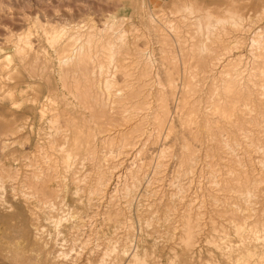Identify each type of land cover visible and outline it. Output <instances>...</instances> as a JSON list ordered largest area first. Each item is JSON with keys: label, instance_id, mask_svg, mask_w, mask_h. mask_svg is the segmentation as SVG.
<instances>
[{"label": "rangeland", "instance_id": "1", "mask_svg": "<svg viewBox=\"0 0 264 264\" xmlns=\"http://www.w3.org/2000/svg\"><path fill=\"white\" fill-rule=\"evenodd\" d=\"M11 215L0 264H264V0H0Z\"/></svg>", "mask_w": 264, "mask_h": 264}, {"label": "bare ground", "instance_id": "2", "mask_svg": "<svg viewBox=\"0 0 264 264\" xmlns=\"http://www.w3.org/2000/svg\"><path fill=\"white\" fill-rule=\"evenodd\" d=\"M251 14V13H250ZM211 16V15H210ZM212 17V16H211ZM216 19V18H215ZM214 20V19H213ZM244 25V24H243ZM41 27V26H40ZM52 27V26H51ZM54 27V26H53ZM77 27V29L79 28V25H77L76 26ZM44 28V27H43ZM198 28V27H197ZM69 29V28H68ZM46 30V29H45ZM76 30V29H75ZM65 31V30H64ZM46 32V31H45ZM44 32V33H45ZM59 32L61 33V34H59ZM56 31L55 33H53L54 35H52L53 37H52V42L54 43H56V41L58 40V39H60L62 36V32L61 31ZM242 32V31H241ZM47 34V33H46ZM45 34V35H46ZM26 37V36H25ZM30 37V36H29ZM24 38V37H23ZM22 37L20 38V40H18L19 42H22L21 40H24ZM28 38V37H27ZM26 38V39H27ZM46 38V37H45ZM29 39V38H28ZM66 39V38H65ZM69 39V38H68ZM208 41V40H207ZM19 42H18V44L14 47V51H15V53L17 52V54L19 53V54H21V52H22V50H23V48H22V50H21V48H20V44H22V43H20L19 44ZM25 42V41H24ZM26 43H29L28 41H26ZM48 44H49V42H48ZM68 44V43H67ZM66 44V45H67ZM26 45V44H25ZM28 46L30 45V44H27ZM55 45V44H54ZM254 45V44H253ZM42 46V45H41ZM72 46V45H71ZM22 47V46H21ZM26 47V46H25ZM49 47V46H48ZM51 47V46H50ZM54 47V46H53ZM25 49V48H24ZM28 49V48H27ZM44 49V48H43ZM25 51H27V50H25ZM43 51V50H42ZM69 51V50H68ZM47 53V52H46ZM67 53V52H66ZM69 53H70V51H69ZM68 53V54H69ZM113 53V52H112ZM18 54V55H19ZM23 54H25V53H23ZM67 54V55H68ZM72 54V53H71ZM46 55V54H45ZM64 55V54H63ZM20 57V56H19ZM82 57V56H81ZM70 58V57H69ZM110 59H112V58H110ZM58 60V59H57ZM80 60V59H79ZM21 61V60H20ZM82 61H84V60H82ZM47 62V61H46ZM191 62V61H190ZM22 63V62H21ZM59 64V63H58ZM21 65V64H20ZM221 66V65H220ZM114 67V66H113ZM101 68V67H100ZM99 73V72H98ZM94 74V73H93ZM112 77V76H111ZM100 78V77H99ZM111 79V78H110ZM30 80H32V79H30ZM33 81V80H32ZM120 83V82H119ZM206 84V83H205ZM100 87V86H99ZM110 93V92H109ZM103 96V95H102ZM142 100V99H141ZM108 101V100H107ZM139 101V100H138ZM106 102V101H105ZM109 103H110V101H108ZM148 102V101H147ZM89 104V103H88ZM104 104V103H103ZM106 104V103H105ZM104 104V105H105ZM97 105H99V104H97ZM100 105H101V102H100ZM102 106V105H101ZM109 106V105H108ZM116 107V106H115ZM156 107V106H155ZM100 108V107H99ZM104 108V107H103ZM101 109V108H100ZM109 109V108H108ZM108 109H106V110H108ZM163 109V108H162ZM161 109V110H162ZM105 111V110H104ZM103 111V112H104ZM165 112V111H164ZM161 113V112H160ZM102 114H104V113H102ZM161 114H163V113H161ZM163 115H165V114H163ZM144 116V115H143ZM193 116V115H192ZM204 117V116H203ZM195 118V117H194ZM71 124V123H70ZM136 124V123H135ZM83 125V124H82ZM71 126V125H70ZM123 127V126H122ZM146 130V129H145ZM142 136V135H141ZM12 138V137H11ZM12 140V139H11ZM66 140H67V138H66ZM223 142V141H222ZM4 144V143H3ZM223 144V143H222ZM7 146H8V144H6ZM63 148V147H62ZM125 160V159H124ZM119 165V164H118ZM129 165V164H128ZM29 167V166H28ZM131 167V166H130ZM34 169V168H33ZM45 173V172H44ZM23 174V173H22ZM44 179L45 178H43L41 181H39L38 182V188L39 189H45L46 188V182L49 180H47V181H44ZM31 180V179H30ZM97 182V181H96ZM98 183V182H97ZM50 184V183H49ZM49 184H48V186H49ZM52 184V183H51ZM23 185V184H22ZM46 185V186H45ZM47 186V187H48ZM52 187V186H51ZM76 187V186H75ZM54 189V188H53ZM104 189V188H103ZM48 190H50V188L48 189ZM51 190H52V188H51ZM93 190V189H92ZM55 191V190H54ZM39 192V191H38ZM59 192V191H58ZM80 193V192H79ZM93 193V192H92ZM214 193V192H213ZM4 194V193H3ZM15 194V193H14ZM55 195V194H54ZM46 196V195H45ZM61 196V195H60ZM75 196V195H74ZM104 196V195H103ZM27 197V196H26ZM16 198V197H15ZM49 199V198H48ZM35 200V199H34ZM247 200V199H246ZM48 202H49V200H47ZM51 201V200H50ZM53 201V200H52ZM95 201V200H94ZM237 201V200H236ZM48 202L46 203V204H48ZM54 202V201H53ZM55 203V202H54ZM96 204V203H95ZM6 205V204H5ZM45 207V206H44ZM241 207V206H240ZM51 210V209H50ZM39 211V210H38ZM48 211V210H47ZM48 212H50V211H48ZM50 216V215H49ZM84 216V215H83ZM46 217V216H45ZM16 218H17V215H11V216H9V217H6L4 220H0V227H1V229H0V232H1V235L0 236H4L8 231H11L10 233L8 232V236L9 237H12L13 236V233L12 232H16V227H15V225H14V221H16ZM53 220V219H52ZM56 220V219H55ZM105 220V219H104ZM105 222V221H104ZM52 223V222H51ZM58 224V223H57ZM71 224V223H70ZM84 224V223H83ZM20 225V224H19ZM73 226V225H72ZM19 228V227H18ZM58 228V227H57ZM180 228V227H179ZM55 229V228H54ZM18 230H20L21 231V229H18ZM54 232V231H53ZM12 233V234H11ZM58 234V233H57ZM19 235V234H18ZM5 237V236H4ZM13 238V237H12ZM12 238H10V239H12ZM13 240H14V238H13ZM20 240V239H19ZM56 240V239H55ZM54 244V243H53ZM57 244V243H56ZM16 247V246H15ZM57 248V247H56ZM14 249H16V248H14ZM20 249V248H19ZM18 249H16V251H17ZM21 250V249H20ZM20 252V251H19ZM22 252H24V251H22ZM108 252V251H107ZM33 254H35V253H33ZM48 255V254H47ZM33 256V255H32ZM26 257L25 258V256L23 255V257H22V254H20V253H18V252H16V256L14 257V264H22V263H24V262H26L27 264H33L34 263V261H35V258L34 257ZM55 256V255H54ZM45 258H47V257H45ZM50 258H51V256H50ZM37 259V258H36ZM52 259V258H51ZM37 261V260H36ZM39 262L41 261V260H38ZM39 262H37V263H39ZM42 262V261H41ZM46 262H47V260H46ZM41 264H43V263H41Z\"/></svg>", "mask_w": 264, "mask_h": 264}]
</instances>
